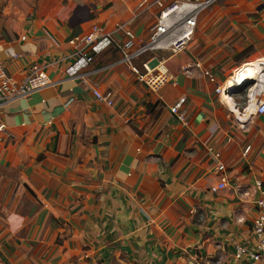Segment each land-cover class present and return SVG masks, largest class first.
<instances>
[{
  "label": "crops",
  "instance_id": "crops-1",
  "mask_svg": "<svg viewBox=\"0 0 264 264\" xmlns=\"http://www.w3.org/2000/svg\"><path fill=\"white\" fill-rule=\"evenodd\" d=\"M137 4L40 0L24 26L0 34V69L22 81L39 64L51 81L0 114V264H240L236 246L253 245L254 187L264 181V0L206 10L156 90L138 81L140 61L123 64L114 49L95 57L85 83L70 79V41L94 25L131 21L137 45L148 41L155 17L136 18ZM249 63L258 74L245 81L238 71ZM206 70L231 92L254 82L245 112L216 93ZM94 90L112 93L113 105ZM182 97L188 124L171 113ZM218 161L231 187L213 193Z\"/></svg>",
  "mask_w": 264,
  "mask_h": 264
},
{
  "label": "built area",
  "instance_id": "built-area-1",
  "mask_svg": "<svg viewBox=\"0 0 264 264\" xmlns=\"http://www.w3.org/2000/svg\"><path fill=\"white\" fill-rule=\"evenodd\" d=\"M219 0H138L136 18L147 13L155 17V23L150 28L147 42L137 45L136 34L131 28V21L118 23L112 31H105L94 25L90 33L79 35L70 41L75 52L73 60L66 74L70 79H81L84 83L83 72L95 63V57L109 49L122 54L123 64L132 65L138 60L143 71L137 72V79L156 90L169 81L168 59L184 52L194 39L201 15ZM232 51L233 48L229 47ZM202 68L201 64H196ZM86 75V74H85ZM209 82L217 85L215 91L220 96L232 94L229 86L219 84L217 77L210 71H204ZM51 85L46 67L36 64L27 77L16 80L5 69H0V114L9 103L24 99L33 93ZM98 101L113 105L112 93L93 91ZM187 98L182 97L171 107V113L181 122L188 124L185 105ZM6 125L0 123V133H6ZM1 140V138H0ZM251 150L249 146L245 154ZM227 167L224 163L216 164L215 175L218 177L216 185L211 187L213 193L231 187ZM254 191L257 198L254 205L258 211L251 223L253 245H238L235 258L240 264H264V181L255 182ZM251 193L249 192V195Z\"/></svg>",
  "mask_w": 264,
  "mask_h": 264
},
{
  "label": "rangeland",
  "instance_id": "rangeland-1",
  "mask_svg": "<svg viewBox=\"0 0 264 264\" xmlns=\"http://www.w3.org/2000/svg\"><path fill=\"white\" fill-rule=\"evenodd\" d=\"M39 2L40 0H0V34L24 26L26 21L32 17L34 8ZM230 10L232 9L227 7L225 9L228 13ZM253 88H255V84L232 92L231 97L235 99L241 112H245L249 103V94ZM258 100L261 103L257 113L264 108V96H259ZM246 126L247 124H242L243 129Z\"/></svg>",
  "mask_w": 264,
  "mask_h": 264
},
{
  "label": "bare ground",
  "instance_id": "bare-ground-1",
  "mask_svg": "<svg viewBox=\"0 0 264 264\" xmlns=\"http://www.w3.org/2000/svg\"><path fill=\"white\" fill-rule=\"evenodd\" d=\"M254 64L253 63H251V64L249 63L247 66L242 67L238 71L240 79L244 78L245 81H249V80H252V77H256L257 76L258 72H257V69L255 67L256 65L254 66ZM247 67H249L251 72H250V70ZM259 75H260V78H262L264 76V68L261 67V66L259 68ZM248 83H250V82H247L246 84H248ZM241 87H243V86H241ZM259 107L260 106L257 107L256 113H257Z\"/></svg>",
  "mask_w": 264,
  "mask_h": 264
},
{
  "label": "water",
  "instance_id": "water-1",
  "mask_svg": "<svg viewBox=\"0 0 264 264\" xmlns=\"http://www.w3.org/2000/svg\"><path fill=\"white\" fill-rule=\"evenodd\" d=\"M251 84H254V82H250V83H248V84L244 85V86H243V87H241V88H245V87H247V86H249V85H251Z\"/></svg>",
  "mask_w": 264,
  "mask_h": 264
},
{
  "label": "trees",
  "instance_id": "trees-1",
  "mask_svg": "<svg viewBox=\"0 0 264 264\" xmlns=\"http://www.w3.org/2000/svg\"><path fill=\"white\" fill-rule=\"evenodd\" d=\"M109 50H110V51H113V49H109ZM109 50H108V51H109ZM114 51H116V50H114Z\"/></svg>",
  "mask_w": 264,
  "mask_h": 264
}]
</instances>
